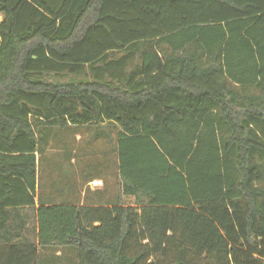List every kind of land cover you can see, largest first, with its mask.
<instances>
[{"label":"trees","instance_id":"16d2710c","mask_svg":"<svg viewBox=\"0 0 264 264\" xmlns=\"http://www.w3.org/2000/svg\"><path fill=\"white\" fill-rule=\"evenodd\" d=\"M113 128L118 201L80 205L69 137ZM57 248L264 264V0H0V264Z\"/></svg>","mask_w":264,"mask_h":264},{"label":"crops","instance_id":"0c3cea01","mask_svg":"<svg viewBox=\"0 0 264 264\" xmlns=\"http://www.w3.org/2000/svg\"><path fill=\"white\" fill-rule=\"evenodd\" d=\"M118 130L110 129L107 134L100 135L93 143L88 144L89 133H78L69 137L71 149H75L73 142L84 140L88 155L72 158L65 162L70 173H77V183L81 194L78 196L80 205L87 201L92 206L112 208L118 201V161L116 154ZM84 142V143H85ZM76 153V149L73 151ZM83 154L84 152L81 151ZM83 158V159H82ZM92 159V160H91ZM82 161H84L82 163ZM88 172L93 176L89 178ZM91 178V179H90ZM128 199L126 198V202Z\"/></svg>","mask_w":264,"mask_h":264},{"label":"rangeland","instance_id":"374dc122","mask_svg":"<svg viewBox=\"0 0 264 264\" xmlns=\"http://www.w3.org/2000/svg\"><path fill=\"white\" fill-rule=\"evenodd\" d=\"M85 141L84 140H79V141H75L73 142V146L74 148L77 150V155L79 156V159L81 158V149L85 148ZM51 152H56L55 148L51 149ZM83 159V158H82ZM49 160H51V157L48 159H45V161L41 164V173H39V175H41V184H42V191L41 193H47L50 189L49 183H48V174L50 173L49 169H53L52 166H49ZM92 160V159H91ZM84 161H82L83 163ZM50 169V170H51ZM88 174H90V172H88ZM72 177V173L69 174ZM71 177H69V179H71ZM67 179V178H66ZM129 205H133L134 204V200L133 199H128L127 202ZM50 257H52V259H55V263L53 264H74V258H73V254L71 253V251L68 250H61V249H53V250H41L40 251V260L42 261L43 264H46L47 259H51Z\"/></svg>","mask_w":264,"mask_h":264}]
</instances>
